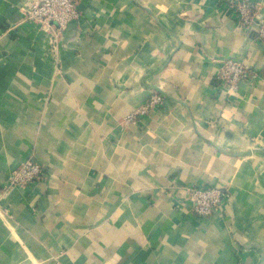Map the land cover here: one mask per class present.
I'll return each mask as SVG.
<instances>
[{
  "label": "crops",
  "instance_id": "0c3cea01",
  "mask_svg": "<svg viewBox=\"0 0 264 264\" xmlns=\"http://www.w3.org/2000/svg\"><path fill=\"white\" fill-rule=\"evenodd\" d=\"M26 1L0 0V264H264L257 18L239 26L228 0H78L53 44ZM230 56L248 74L226 92ZM27 157L45 179L3 190ZM198 183L231 196L199 217L178 205Z\"/></svg>",
  "mask_w": 264,
  "mask_h": 264
},
{
  "label": "built area",
  "instance_id": "2783aa9c",
  "mask_svg": "<svg viewBox=\"0 0 264 264\" xmlns=\"http://www.w3.org/2000/svg\"><path fill=\"white\" fill-rule=\"evenodd\" d=\"M233 15L239 26H251L257 18L256 36L264 39V16L257 17L255 13L256 3L251 0H228ZM26 19L40 22L55 27L53 44H56L57 35L65 28L68 22L81 15L78 0H27L24 5ZM248 66L243 58L230 56L221 61L216 73V80L226 89L233 90L238 82L246 78ZM163 100V94L153 90L136 109L125 116L126 122L136 121L139 115L145 114L158 106ZM47 176L45 168L31 157L25 158L18 166L12 168L4 180L3 190L14 186H27L36 180H43ZM185 198L178 204L186 206L192 212L205 217L229 200L231 192L228 187L219 184H187L184 185ZM7 216H11L7 208H3Z\"/></svg>",
  "mask_w": 264,
  "mask_h": 264
},
{
  "label": "water",
  "instance_id": "95a60500",
  "mask_svg": "<svg viewBox=\"0 0 264 264\" xmlns=\"http://www.w3.org/2000/svg\"><path fill=\"white\" fill-rule=\"evenodd\" d=\"M259 149H262V148H259ZM262 260L264 261V251H263V254H262Z\"/></svg>",
  "mask_w": 264,
  "mask_h": 264
}]
</instances>
